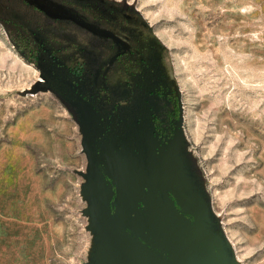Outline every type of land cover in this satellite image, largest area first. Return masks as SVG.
Segmentation results:
<instances>
[{
    "label": "rangeland",
    "instance_id": "374dc122",
    "mask_svg": "<svg viewBox=\"0 0 264 264\" xmlns=\"http://www.w3.org/2000/svg\"><path fill=\"white\" fill-rule=\"evenodd\" d=\"M28 1L44 14L0 0V264H99L87 132L66 79L138 39L171 62L191 191L233 264H264V0Z\"/></svg>",
    "mask_w": 264,
    "mask_h": 264
},
{
    "label": "flooded vegetation",
    "instance_id": "af4514ba",
    "mask_svg": "<svg viewBox=\"0 0 264 264\" xmlns=\"http://www.w3.org/2000/svg\"><path fill=\"white\" fill-rule=\"evenodd\" d=\"M36 1L39 4L45 0ZM50 1L76 6L73 0ZM16 2L44 14L43 9L28 0ZM10 4L5 2L6 12L13 9ZM80 11L92 14L90 9ZM63 19L66 20L59 16L51 17L54 21ZM19 27L27 32L25 24L20 23ZM22 39L24 46L31 48L26 38ZM34 42L35 49L46 43L37 37ZM102 51L112 54L110 64H107ZM92 55V61L75 62L66 79L67 100L86 127L87 176L92 193L95 190L92 206L108 208L114 215L120 205L118 177L121 168L126 175L132 173L137 178L141 175L145 180L143 189L146 193L154 191L151 173L155 169L165 177V170L169 168L175 175L176 185L173 186L184 189L186 182L180 176L182 172L186 174L181 156L183 146L176 154L178 158L170 160L177 133L181 131V116L176 81L166 49L138 39L114 50L107 44L106 48L96 50ZM91 64L95 67H89ZM166 193L179 208L171 189L167 188ZM137 207L142 208L143 202L138 201ZM185 216L193 221L191 215Z\"/></svg>",
    "mask_w": 264,
    "mask_h": 264
},
{
    "label": "water",
    "instance_id": "95a60500",
    "mask_svg": "<svg viewBox=\"0 0 264 264\" xmlns=\"http://www.w3.org/2000/svg\"><path fill=\"white\" fill-rule=\"evenodd\" d=\"M182 146L184 138L179 130L171 161L178 158ZM166 169L165 177L157 169L151 173L154 191L146 193L141 175H126L121 168L120 205L114 215L108 208L92 206L102 227L99 264H233L227 239L214 230L210 209L191 191L188 176L184 172L180 175L186 182L184 189L174 187L175 175ZM167 188L179 208L167 196ZM138 201L143 202L142 208L137 207Z\"/></svg>",
    "mask_w": 264,
    "mask_h": 264
}]
</instances>
